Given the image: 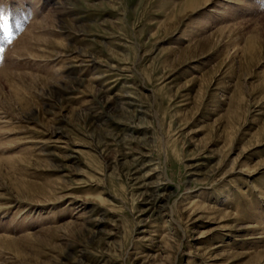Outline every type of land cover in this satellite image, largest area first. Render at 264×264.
<instances>
[{"label":"rangeland","instance_id":"374dc122","mask_svg":"<svg viewBox=\"0 0 264 264\" xmlns=\"http://www.w3.org/2000/svg\"><path fill=\"white\" fill-rule=\"evenodd\" d=\"M0 264H264V0H0Z\"/></svg>","mask_w":264,"mask_h":264}]
</instances>
